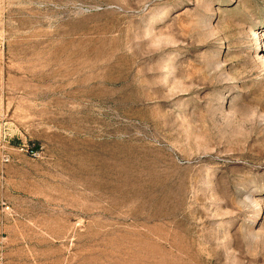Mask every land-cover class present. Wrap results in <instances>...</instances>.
<instances>
[{"label":"rangeland","instance_id":"rangeland-1","mask_svg":"<svg viewBox=\"0 0 264 264\" xmlns=\"http://www.w3.org/2000/svg\"><path fill=\"white\" fill-rule=\"evenodd\" d=\"M0 264H264V0H0Z\"/></svg>","mask_w":264,"mask_h":264}]
</instances>
